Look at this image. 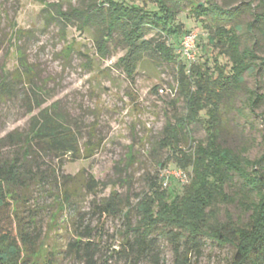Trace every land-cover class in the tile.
<instances>
[{"label": "rangeland", "instance_id": "obj_1", "mask_svg": "<svg viewBox=\"0 0 264 264\" xmlns=\"http://www.w3.org/2000/svg\"><path fill=\"white\" fill-rule=\"evenodd\" d=\"M123 1L143 5L142 0ZM188 1L182 0L175 21L182 32L168 45L173 42L177 46L185 35L194 33L198 39L197 65L203 69L202 63L206 61L213 70L216 60L227 71L228 60L219 57L217 50L207 43L210 20L195 18ZM199 1L203 2L196 0ZM212 1L222 9L243 10L240 36L263 58L264 24L258 22L251 30L246 29V24L254 20L252 12L264 14V4L252 0L248 9L249 0ZM89 2L0 0V77H15L21 70L20 58L32 73L29 79L23 76L13 83L11 96L0 99V139L12 132H26L32 116L55 105L65 125L77 133L81 147V156L38 157L32 167L38 180L29 188L18 190L11 202L15 223L28 227L39 242L32 250L33 256L25 253L28 264H81L66 254V246L75 238L74 230L82 232L85 227L93 229L95 235L89 241L96 247L95 264H128L123 256L112 252L119 250L122 241V214L100 219L97 206L113 197L125 213L134 208L137 196L152 185L168 188L163 180L168 173L180 170L174 167L169 154L157 147L166 119L184 112L177 87L178 65L146 58L131 78L126 77L116 65L125 54L119 38L110 41L109 55L102 59L96 52L95 27L80 31L78 23H62L54 13L55 8L62 12L85 8ZM147 2L149 8L155 7L152 0ZM153 35L149 33L147 38ZM256 63L244 75L234 102L221 106L218 127L219 143L234 150L247 147L245 156L250 161L264 153V67L261 61ZM160 89L164 94H159ZM35 99L42 103L41 107H35ZM189 129L193 142L205 141L203 122ZM88 147L92 151L89 157L85 153ZM16 151L17 146L0 144V159ZM180 172L186 175L187 182L177 185L184 187L190 182L191 172ZM91 180L94 185L87 189L86 183ZM65 196L69 197L67 204L63 203ZM249 214L237 205L220 206L218 220L241 226ZM130 219L134 225V210ZM152 236L154 251L136 264H173L176 243L161 229ZM199 242V249L187 252L190 264L231 263L235 253L232 244H218L205 237Z\"/></svg>", "mask_w": 264, "mask_h": 264}, {"label": "trees", "instance_id": "obj_2", "mask_svg": "<svg viewBox=\"0 0 264 264\" xmlns=\"http://www.w3.org/2000/svg\"><path fill=\"white\" fill-rule=\"evenodd\" d=\"M142 1L143 5L138 6L123 0H90L85 8L65 12L54 9L62 23H78L80 31L96 28L95 47L102 59L109 55L110 41L119 38L125 54L116 65L128 78L146 58L178 65L177 87L183 98L184 112L166 119L157 147L169 154L175 168L190 170V182L183 187L171 177L164 179L168 188L152 185L146 193L137 196L134 208H128L125 213L113 197L98 205L100 219L122 214L125 221L120 248L112 252L123 256L128 264H136L152 254L155 240L152 235L161 229L176 243L173 264H190L187 252L199 249L202 237L218 244H232L235 253L230 264H264V153L250 161L245 156L247 147L234 150L222 146L218 132L221 106L234 102L242 89L244 75L257 61L264 67V57L260 59L240 36L243 10L222 9L212 0L188 1L195 18L210 20L211 35L207 43L230 64L226 71L215 60L212 70L206 61L202 63L203 69L197 62L188 67L177 54L181 41L177 46L173 42L168 45L169 40L182 32L181 27L175 25L182 0H152L155 5L152 8L147 6V0ZM252 3L248 1V9ZM259 4L263 6L264 0H259ZM251 16L254 20L246 24L247 30L258 22L264 24L263 13L252 12ZM149 33L154 35L147 38ZM20 60L21 70L15 77H0L1 100L12 95L15 81L32 74L24 60ZM256 101L251 103L252 107ZM41 104L35 99L36 108ZM199 122L204 124L206 138L204 142L195 143L189 128ZM0 144L18 147L13 155L0 159V264H28L25 253L33 256L32 250L39 242L28 227L15 223L11 202L18 190L27 189L38 180L32 168L38 157L81 156V147L77 133L65 125L55 105L32 116L26 132H12L0 139ZM85 153L89 157L92 151L88 147ZM92 185L91 180L86 188ZM68 201L69 197L65 196L63 203ZM227 205H237L249 212L247 222L241 226L230 221L219 222V207ZM132 210L134 225L130 219ZM93 233V229L86 227L82 232L74 230L75 238L67 244L66 254L81 264H95L96 247L89 242L95 237ZM99 236L101 238L102 234Z\"/></svg>", "mask_w": 264, "mask_h": 264}, {"label": "built area", "instance_id": "obj_3", "mask_svg": "<svg viewBox=\"0 0 264 264\" xmlns=\"http://www.w3.org/2000/svg\"><path fill=\"white\" fill-rule=\"evenodd\" d=\"M197 45L198 39L197 35L194 33H189L181 39L177 54L186 62L188 67L195 65L197 62ZM158 92L161 95L164 94L163 89H160ZM169 177L175 179L176 181L182 184L187 182L186 175L181 173L180 170H175L171 173H168L166 179ZM164 185L166 186V183H164Z\"/></svg>", "mask_w": 264, "mask_h": 264}]
</instances>
